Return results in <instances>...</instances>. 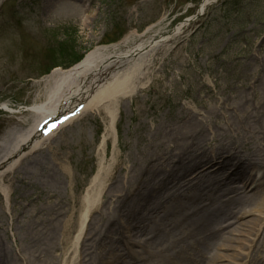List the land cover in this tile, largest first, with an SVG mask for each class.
<instances>
[{"label": "rangeland", "instance_id": "obj_1", "mask_svg": "<svg viewBox=\"0 0 264 264\" xmlns=\"http://www.w3.org/2000/svg\"><path fill=\"white\" fill-rule=\"evenodd\" d=\"M204 2V12H200ZM177 28H181L180 34L167 51L154 58L145 87L119 103L115 137L103 143L104 166L112 164L113 154L123 160L127 156L134 159L141 148L138 136H148L152 118L165 125L186 108L204 114L206 109L199 108V102H207V90L214 96V87L220 92L217 98L227 102L210 109L218 114L210 125L218 141L228 134V108L240 101L243 91L251 95L255 90L256 94L249 97L250 105L262 101L264 95L251 86V78L261 65L264 67V0H0V142L14 132L33 127L38 117L34 108L44 105L50 94L51 85L44 78L56 69L66 71L68 59H63L57 49L71 47L74 56L70 59L78 63L98 46L119 44L130 33L140 35L150 29L147 36H159ZM104 126L102 115L89 112L60 129L45 148L26 155L12 171L4 173L2 181L10 194L5 200L0 192V244L13 264H66L61 254L67 247L63 244V226L65 221L79 217L83 197L99 169ZM253 135L236 139L239 144L247 143L252 152L258 151V136ZM254 172L257 182L261 172ZM224 178L218 177L226 183L224 189L242 191L241 180L224 182ZM260 192L264 195V190ZM261 197H250L245 209L255 208ZM107 201L100 211L110 208L111 199ZM147 213L143 209L138 213L142 224L147 221ZM91 216L92 224L88 219L80 241L85 244L80 249L83 260L93 256L86 252L94 239L95 231L90 228L100 224L99 213ZM257 219L251 214L228 225L223 232L232 239L226 241L231 248L221 254L239 251V241L233 243L236 236L228 234L229 230L235 233L238 224ZM225 224L214 223L217 227ZM127 235L130 241L143 242L146 238L138 230ZM116 236L118 232L111 233L104 240L105 246ZM161 239L162 246L170 240L169 236ZM193 240L187 238L186 243ZM245 240L248 242V238ZM214 242L205 247L200 264H212L209 258L221 240ZM186 243L175 246L177 256H182ZM253 246L247 264H264V229ZM138 249L134 247L133 251ZM156 262L150 259L146 264Z\"/></svg>", "mask_w": 264, "mask_h": 264}, {"label": "bare ground", "instance_id": "obj_2", "mask_svg": "<svg viewBox=\"0 0 264 264\" xmlns=\"http://www.w3.org/2000/svg\"><path fill=\"white\" fill-rule=\"evenodd\" d=\"M206 4L199 7L200 12H204ZM84 17L89 19L88 15ZM180 31L181 28H177L171 34L159 36L130 33L119 44L98 46L66 71L56 69L44 78L51 85L50 94L44 105L34 108L38 117L33 127L29 131L14 132L9 139L0 142V169L4 171L0 170V192L6 200L10 192L2 181L5 172L12 171L26 155L45 148L48 141L55 140L60 129L76 118L89 112L103 116L99 169L83 197L79 217L72 222L65 221L63 226L66 235L63 244L67 247L61 254L66 264H146L150 259H156L155 264H200L204 261L205 247L214 244L215 239L221 242L214 256L209 258L212 264L226 261V264H247L252 258L250 251L264 229V195L260 192L264 190V96L262 101L250 105L248 100L256 94L255 90L251 95L243 91L240 101L228 108L232 118L226 123L228 134L222 141L215 138L214 132H217L210 128L218 117L217 112L210 109L217 103L223 107L227 102L217 98L220 92L214 87L215 95L207 90V102H199V108L206 109L204 114L186 108L171 118L172 123L165 125L152 118L148 136H138L141 148L134 159L127 156L123 160L113 154L112 164L103 165V143L115 137L119 103L145 87L154 58L167 51ZM261 66L254 71L251 86L258 87L264 95V67ZM134 100H137L135 96ZM56 116V124L50 128V125L41 126V121ZM252 133L254 138L255 134L258 136L259 149L253 152L247 143L239 144L236 139H246L245 135ZM254 171L261 172L257 182L253 179ZM220 175H225L224 182L241 180L242 191L224 189L226 183L220 182ZM256 194H261V199L255 208L246 210L245 202ZM109 199L110 208L100 211ZM142 209L148 212L145 224L137 219ZM95 212L100 215V224L90 228L95 231L94 239H90L92 243L89 252L86 251L87 256H93L83 260L80 249L85 244L80 241L87 220L90 221ZM251 214L258 219L238 224L235 233L232 229L227 232L236 236L233 243L239 241V251L233 255L221 254L220 251L231 248L227 242H232L223 231L235 220ZM215 222L226 224L217 227ZM133 230L142 232L146 237L143 242L127 240V234ZM113 232H118L119 236L114 241L110 238L105 246L104 240ZM164 236H169L170 240L162 246L159 242ZM187 238L194 240L186 243ZM181 243L186 245L182 247V256H177L179 251L174 248ZM2 247L0 244V264H13ZM134 247H139V252L133 251Z\"/></svg>", "mask_w": 264, "mask_h": 264}, {"label": "trees", "instance_id": "obj_3", "mask_svg": "<svg viewBox=\"0 0 264 264\" xmlns=\"http://www.w3.org/2000/svg\"><path fill=\"white\" fill-rule=\"evenodd\" d=\"M57 51H58V53L60 52V56L63 58V59H68V60H70V61H68V60H66L67 61V65L64 67V68H66V67H69V66H72V65H74L75 63L74 62H72V61H74V59H70V57H72V56H74V53L72 52V49H71V47L70 48H67V49H62V50H58L57 49ZM77 58V57H76ZM79 59V58H78ZM78 59H76V60H78ZM71 62V63H70Z\"/></svg>", "mask_w": 264, "mask_h": 264}]
</instances>
